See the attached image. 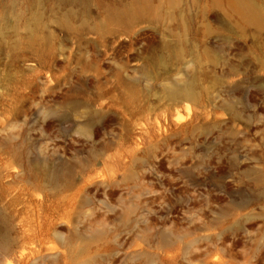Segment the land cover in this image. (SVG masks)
Instances as JSON below:
<instances>
[{
	"label": "rangeland",
	"instance_id": "rangeland-1",
	"mask_svg": "<svg viewBox=\"0 0 264 264\" xmlns=\"http://www.w3.org/2000/svg\"><path fill=\"white\" fill-rule=\"evenodd\" d=\"M0 218L9 264H264V0H0Z\"/></svg>",
	"mask_w": 264,
	"mask_h": 264
},
{
	"label": "bare ground",
	"instance_id": "bare-ground-1",
	"mask_svg": "<svg viewBox=\"0 0 264 264\" xmlns=\"http://www.w3.org/2000/svg\"><path fill=\"white\" fill-rule=\"evenodd\" d=\"M242 7L245 11H247L249 14H251L255 19H257V20L261 19L262 16H261L260 12H258L256 10V8H254L253 6H252V8H250L249 6H242ZM138 10L139 9L137 8L136 11H138ZM133 12H134V10H133ZM130 14H132V11L129 12L127 15H130ZM190 90H191V86L189 84H185L184 86L180 85V84H173L168 88V92L173 97L179 96L182 94L189 96ZM0 222H1V218H0ZM7 240H8V238L4 242V238H3L2 243H0V255L2 256V264H9L6 261V258H8L6 251H8V250H7L6 246H4L5 243L7 242ZM25 255H26V253L24 252L22 254V256L24 257Z\"/></svg>",
	"mask_w": 264,
	"mask_h": 264
}]
</instances>
